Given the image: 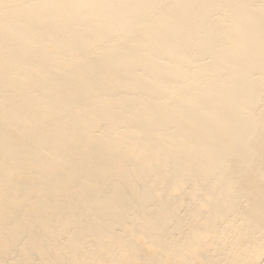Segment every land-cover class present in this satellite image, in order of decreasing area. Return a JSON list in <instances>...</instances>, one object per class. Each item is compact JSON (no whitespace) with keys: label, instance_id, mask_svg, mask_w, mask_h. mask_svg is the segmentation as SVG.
<instances>
[{"label":"bare ground","instance_id":"bare-ground-1","mask_svg":"<svg viewBox=\"0 0 264 264\" xmlns=\"http://www.w3.org/2000/svg\"><path fill=\"white\" fill-rule=\"evenodd\" d=\"M0 264H264V0H0Z\"/></svg>","mask_w":264,"mask_h":264}]
</instances>
